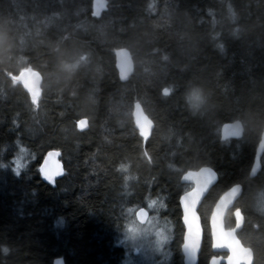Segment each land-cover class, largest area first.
<instances>
[{"label":"trees","instance_id":"16d2710c","mask_svg":"<svg viewBox=\"0 0 264 264\" xmlns=\"http://www.w3.org/2000/svg\"><path fill=\"white\" fill-rule=\"evenodd\" d=\"M104 1L95 16L93 0H0V264H129L134 211L154 202L162 221L177 210L169 249L182 264L179 198L189 187L180 178L203 167L218 182L198 211V264L215 256L208 219L235 184L238 238L264 264V153L250 178L264 128V0ZM118 48L134 61L125 82ZM23 71L42 76L37 99L16 82ZM136 102L149 135L136 127ZM235 120L242 137L222 141L221 126ZM52 150L63 165L54 185L39 172Z\"/></svg>","mask_w":264,"mask_h":264},{"label":"water","instance_id":"95a60500","mask_svg":"<svg viewBox=\"0 0 264 264\" xmlns=\"http://www.w3.org/2000/svg\"><path fill=\"white\" fill-rule=\"evenodd\" d=\"M104 8V2L97 1L94 5L96 14ZM114 65L115 70L121 82H125L127 77L134 71V62L130 57V53L125 48L115 49ZM16 82L21 86L25 93L32 99H37L41 93L42 76L37 71H23L17 78ZM165 94V92H164ZM133 115L137 129L144 135L150 134L153 129L151 120L144 113L139 103L134 104ZM87 127V121L81 120L78 123V129L83 131ZM232 129L239 130V136L226 135ZM244 127L241 121L235 120L224 123L220 129V139L222 141L240 139L243 135ZM54 151V150H52ZM264 153V129L256 149L254 161L250 170V178H254L260 170V159ZM52 152H47L40 165L44 163L46 157H51L48 160L50 168H55L56 163L63 165L59 160V156H53ZM255 169V171H253ZM61 176V175H60ZM58 176L56 180L60 177ZM55 180V181H56ZM217 173L209 168L203 167L197 171H188L180 178L182 185H189L191 188L183 193L179 198V207L181 212V224L184 229L182 244L180 247L182 264H198L203 241V228L199 215V208L209 193V191L217 184ZM242 195V187L240 184H235L221 194L215 202L208 219V228L211 238V252L215 256L211 257L208 264H253L254 256L251 249L245 247L238 233L244 225V216L240 209L235 208L236 202ZM231 211L234 220L232 228H226L225 218L227 213ZM135 220L138 224L144 225L149 217L148 211L140 207L134 213ZM191 243L195 246V254L189 257L186 254L184 245ZM53 264H65L61 259L54 260Z\"/></svg>","mask_w":264,"mask_h":264},{"label":"rangeland","instance_id":"374dc122","mask_svg":"<svg viewBox=\"0 0 264 264\" xmlns=\"http://www.w3.org/2000/svg\"><path fill=\"white\" fill-rule=\"evenodd\" d=\"M258 202L264 209V191L260 194ZM158 208L159 202L150 206V218L145 225H135L134 221L133 225L129 226L126 239L133 256L129 264H176L169 248L173 246L177 210L175 207L168 210L171 217H168L166 222L162 221Z\"/></svg>","mask_w":264,"mask_h":264},{"label":"snow or ice","instance_id":"6c2138e0","mask_svg":"<svg viewBox=\"0 0 264 264\" xmlns=\"http://www.w3.org/2000/svg\"><path fill=\"white\" fill-rule=\"evenodd\" d=\"M144 135H147V133H144ZM226 135L239 136V130L238 129H232L230 132H226ZM49 152H52V154H53L52 157L60 155V152L58 150L57 151H49ZM49 158H51V157L45 158L44 163L42 165H40V167H39V172L45 181H47L49 184L54 185L56 178L63 174V170H62L61 164L59 162L56 163L55 168H50L48 165ZM13 163L16 164V167L12 169L13 174L19 176L20 172L16 170L17 168H19V164L16 163L15 161H13ZM0 167H4V166L0 165ZM253 171H255V169ZM184 249H185L186 254L189 255V257L194 256L195 246H193L191 243L186 242L184 245Z\"/></svg>","mask_w":264,"mask_h":264},{"label":"bare ground","instance_id":"6f19581e","mask_svg":"<svg viewBox=\"0 0 264 264\" xmlns=\"http://www.w3.org/2000/svg\"><path fill=\"white\" fill-rule=\"evenodd\" d=\"M94 1V5H95V2H97V1H100V2H105L104 0H93ZM94 5H93V13L95 14V16H98L100 13H101V11L103 10H100V12L98 13V14H96L95 13V11H94ZM77 10H78V8H77ZM65 22H68L69 24V26L70 27H73V28H77V27H79L80 26V24H79V21H78V18L77 17H73V16H70ZM85 29V27L84 26H82V27H79L78 28V30H84ZM115 50V49H114ZM114 50L112 51V53L114 52ZM130 57H131V55H130ZM132 58V57H131ZM134 62V61H133ZM114 67H115V65H114ZM118 75V74H117ZM119 78V77H118ZM167 93V91L166 90H164L163 91V93ZM137 103V102H136ZM84 120V119H83ZM79 123V122H78ZM77 127H78V125H77ZM264 129V128H263ZM79 131H81V130H79ZM139 131V130H138ZM140 132V131H139ZM262 132H263V130H262ZM141 133V132H140ZM142 134V133H141ZM143 135V134H142ZM261 135H262V133H261ZM260 138H261V136H260ZM258 144H259V142H258ZM258 144H257V147H258ZM257 147H256V149H257ZM255 154H256V150H255ZM145 197L146 198H149V199H156V200H159V198H158V195L157 194H154V193H145ZM161 199V198H160ZM241 211V210H240ZM242 213V212H241ZM248 248V247H247ZM250 249V248H249ZM252 251V250H251ZM253 253V252H252ZM63 262H64V260H62Z\"/></svg>","mask_w":264,"mask_h":264}]
</instances>
